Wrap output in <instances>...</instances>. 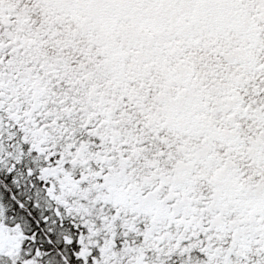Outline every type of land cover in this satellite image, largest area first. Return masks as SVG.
Returning a JSON list of instances; mask_svg holds the SVG:
<instances>
[{
  "label": "snow or ice",
  "instance_id": "6c2138e0",
  "mask_svg": "<svg viewBox=\"0 0 264 264\" xmlns=\"http://www.w3.org/2000/svg\"><path fill=\"white\" fill-rule=\"evenodd\" d=\"M0 264H264V0H0Z\"/></svg>",
  "mask_w": 264,
  "mask_h": 264
}]
</instances>
